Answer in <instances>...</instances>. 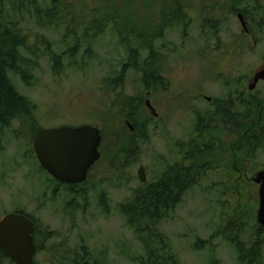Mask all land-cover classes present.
<instances>
[{
    "label": "rangeland",
    "instance_id": "1",
    "mask_svg": "<svg viewBox=\"0 0 264 264\" xmlns=\"http://www.w3.org/2000/svg\"><path fill=\"white\" fill-rule=\"evenodd\" d=\"M207 1L186 0V5L192 8L189 26H173L164 33L163 41L157 42L160 70L166 76L168 91L160 90L150 98L155 116L147 110L142 116L143 128L137 131L141 137L136 138L133 150L134 163L121 167L117 161L116 167L110 169L106 165L109 157L118 156L130 139L125 137L124 122L122 127H104L106 118L117 119L110 109L114 92L106 90L104 84L111 78L115 84L124 81V92L135 96L140 88V75L125 66L130 44L122 26L126 31L139 24V29L142 28L145 16H156L161 2L111 0L117 21L122 25L115 27L118 38L108 28L91 47L83 43L69 58L66 53L72 38L67 37L59 23L55 28H39L31 11L15 14L4 0L0 21H16L37 56L24 54L35 63L27 82L9 75L17 92L29 101L34 124L14 121L2 130L0 219L20 211L33 217L41 231L52 234L39 239L42 250L35 255L34 264H58L63 254L70 257L82 251L98 264H139L143 247L119 210L142 185L137 177L138 169H145L146 183H149L158 179L167 166L179 161V147L192 137L197 116L213 110L209 99L233 100L235 93H244L245 98L260 100V107L255 110L257 115L246 125L257 120L262 109L261 116H264V81L257 82L253 90H249L252 81L248 83L264 67V0H240L236 8L245 10L248 17L252 12L248 19L252 37L244 35L238 16L227 13L231 6L229 0H217L216 6L213 0L210 4ZM36 2L47 4V0ZM67 5L76 14L81 12L80 7L85 13L95 8L92 0H68ZM202 6L222 18L217 35L204 29L206 11L203 18L198 15ZM88 16L92 14L89 12ZM153 22L158 25L156 19ZM78 31L75 30V35ZM43 43L49 54H43ZM136 51L139 53L140 49ZM50 54L61 56L55 70ZM236 111L244 112L239 108ZM83 125L100 129L102 158L89 173L88 182L75 188L83 195L72 196L41 169L30 148L36 131ZM115 137L120 141L117 145L112 144ZM222 139L230 148L232 140L224 135ZM252 154L244 166L248 177L264 168V148ZM232 162L229 159L228 165ZM212 172L185 193L158 227L179 264H242L234 248L224 240V228L230 219H241L249 228L242 239L248 238L256 223L258 187L250 179L247 201L235 189V182L241 176L238 169L231 167L227 175L224 170Z\"/></svg>",
    "mask_w": 264,
    "mask_h": 264
},
{
    "label": "trees",
    "instance_id": "2",
    "mask_svg": "<svg viewBox=\"0 0 264 264\" xmlns=\"http://www.w3.org/2000/svg\"><path fill=\"white\" fill-rule=\"evenodd\" d=\"M6 1L14 9L15 14L23 15L31 11L32 18L39 28H55L59 23L60 28L67 33V37L72 38V43L66 53L69 58L73 57L74 52L81 44H86L88 48L91 47L94 40L108 28L115 32L118 38L117 33L119 31L115 30V27L122 26L117 21L118 18L114 13L116 8L111 0H92L95 8L91 11L88 9V13H85L84 8L80 7L81 12L79 14L70 11L67 5L68 0H47V4L44 6L38 5L36 0ZM211 1L208 0L207 3L210 4ZM216 1L213 0V6L218 4ZM159 2L161 3L158 14L153 17L147 14L143 24H141L142 28L139 29V24V26L126 31L125 27L122 26L130 44L126 49L125 66L129 70L133 69L134 73L139 74L143 79L140 80V88H138L135 96H127L124 92V81L121 83L119 79H116L121 84H115L111 78L107 79L105 84L103 83L106 90L114 92L115 98L110 109L114 111L113 115L117 118L110 120L106 118L104 127H122V122L125 120L133 127V131H130L125 126L127 128L125 137L130 139L129 145L125 148L122 147L118 156L112 154L109 157L106 165L110 169L116 167L117 161L122 164L121 167H127L134 163L135 141L136 138L141 137L137 131L143 128L141 119L146 113L144 110V102L147 99L146 93H150L151 96L159 93L160 90L162 93L168 91V82L161 77L160 63L158 61L152 63L159 53L156 46L157 42L163 41L164 33L171 27L189 26V11L192 8L186 5L188 3L186 0H159ZM229 2L231 6H228L230 8L227 13L232 15L241 11L240 9L236 10L240 0H229ZM4 5V0H0V15L3 13ZM203 11H206L204 18L207 21L204 29L206 28L209 33L217 35L222 18L214 15L215 13L208 8L203 9V6L198 12L202 18ZM89 12L92 17L88 16ZM241 12L246 14L245 10ZM155 19L158 25L154 24L153 20ZM76 29L79 31L75 35ZM136 49H140L139 53ZM223 50L225 51V49ZM49 52L48 47L44 46L43 54L46 55ZM24 54L32 57L37 56L35 48L28 44L23 30L16 24V21L9 19L0 21V136L2 130L10 127L14 121L33 123L31 118L33 111L29 101L17 92L9 78L11 74L18 76L23 82H27L31 78V71L35 63L26 58ZM142 54L144 55L143 58L141 57ZM60 57L50 54L53 70L59 66ZM234 97L233 100L226 101L214 99L212 102L213 110L203 114V116H197L192 137L179 147L180 160L167 166L158 179L139 186L131 197L119 206L126 224L143 247V256L138 259L139 264H179L165 237L158 231L160 223L177 207L185 193L196 186L207 173H213L212 171L219 173L220 170H224L225 175H227L231 167H243L242 159L246 163L253 156V152L264 148V116L260 122L258 114L257 120L253 121L251 125H246L253 116L257 115L255 110L260 107L258 102L254 101L253 105L245 108L242 105V96L237 97L235 94ZM234 100H237L241 105H233ZM236 108L243 109L244 112H237ZM115 122L118 124L115 125ZM146 122L148 123L147 120ZM221 135H224L227 140H232L230 141V148L227 147ZM113 139L115 140L112 142L113 145L120 142L116 137ZM239 139L240 141H236ZM231 158L234 162L228 165ZM88 178L79 185L54 182L63 186L66 194L82 196L83 194H79L81 191L77 192L75 188L85 185ZM247 183L246 179H238L235 182V189L242 199L248 201ZM242 221L241 219H230L226 222L224 240L234 248L239 263L262 264L264 263V228L255 223L247 235L248 238L243 240V234L249 228L247 229ZM36 228L39 236H44V239L52 236L49 232L41 231L37 223ZM35 244L38 252L41 251L39 239H35ZM197 246L199 248V245ZM68 256L63 254L61 260H58V264H98L86 251ZM0 264H12L1 250Z\"/></svg>",
    "mask_w": 264,
    "mask_h": 264
},
{
    "label": "water",
    "instance_id": "3",
    "mask_svg": "<svg viewBox=\"0 0 264 264\" xmlns=\"http://www.w3.org/2000/svg\"><path fill=\"white\" fill-rule=\"evenodd\" d=\"M238 19L245 28L241 14ZM259 81H264V67L255 73L249 90H253ZM100 142V132L95 127H59L38 131L34 136L33 150L40 166L53 179L63 184H80L100 158ZM137 177L140 183L146 182L143 167L138 169ZM251 181L258 186L256 222L264 228V170L257 171ZM33 233L34 225L26 216L6 214L0 220V250L13 264H33L37 250Z\"/></svg>",
    "mask_w": 264,
    "mask_h": 264
},
{
    "label": "flooded vegetation",
    "instance_id": "4",
    "mask_svg": "<svg viewBox=\"0 0 264 264\" xmlns=\"http://www.w3.org/2000/svg\"><path fill=\"white\" fill-rule=\"evenodd\" d=\"M239 11H237L236 13H235V15L236 16H238L239 15V13H238ZM251 14H252V12L250 13V17H248V15H246L245 13L243 14L242 12H241V15H242V17H243V22H244V24H245V28H244V30L242 29V32L244 33V35H247V36H251L252 37V34H251V29H250V26H248L249 25V23H248V19L249 18H251ZM239 20V19H238ZM156 58L155 59H153V62L152 63H154L155 61H158L159 62V58H160V53H158L156 56H155ZM161 77H163V78H166V76H164L163 74H161ZM139 80H143L142 79V77H139ZM250 81H252L251 79L248 81V83L250 82ZM257 85V84H256ZM236 94V96L237 97H239L240 95L242 96V98H243V103H242V105H244L245 106V108H249L251 105H253L254 104V101L255 102H258V105L260 106V103H259V101L260 100H252V99H250V98H245V95H244V93H235ZM146 95H147V99H146V101L144 102V110L146 111H148L152 116H153V114H154V108H153V105H152V103H151V100H150V98L152 97V95L150 96V93H146ZM215 100H217V99H215ZM214 100H212L211 101V99H209V102H211V104H212V102H213ZM147 102L149 103V106L147 105ZM232 104L233 105H235V106H239V105H241V104H239L238 103V101L237 100H234L233 102H232ZM150 108H152L153 109V111L150 109ZM262 112H263V109L260 111V118H259V121L261 122L263 119H262V116H261V114H262ZM124 123H125V125L128 127V129L130 130V131H133V127H132V125L129 123V122H127L126 120L124 121ZM238 141H240V139L238 140ZM101 147H102V139H101V142H100V145H99V148H98V150H99V153H100V158L102 157V153H101ZM247 162V161H246ZM242 163H244V166H245V162H244V160L242 159ZM244 166L243 167H232V168H235V169H238L239 171H240V173H241V176H240V179H246L248 182H249V180L252 178V176H247V173H246V170L244 169ZM94 167H92L91 168V170L93 169ZM90 170V171H91ZM89 171V172H90ZM14 212H20V211H14ZM32 222H33V224H34V233H33V239H34V242H35V239L37 238V239H42V236H39V234H38V231H37V228H36V220H34L33 219V217H31V216H29V215H26ZM4 217V216H3ZM2 217V218H3ZM2 218L0 219V220H2ZM5 255V254H4Z\"/></svg>",
    "mask_w": 264,
    "mask_h": 264
},
{
    "label": "bare ground",
    "instance_id": "5",
    "mask_svg": "<svg viewBox=\"0 0 264 264\" xmlns=\"http://www.w3.org/2000/svg\"><path fill=\"white\" fill-rule=\"evenodd\" d=\"M90 170H91V169H90ZM90 170H89V171H90ZM89 171H88V172H89ZM90 172H91V171H90ZM192 188H193V187H192ZM257 209H258V208H257ZM256 212H257V211H256Z\"/></svg>",
    "mask_w": 264,
    "mask_h": 264
}]
</instances>
